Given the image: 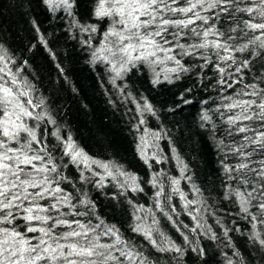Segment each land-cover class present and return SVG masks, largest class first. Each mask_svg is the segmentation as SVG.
Segmentation results:
<instances>
[{
    "label": "trees",
    "instance_id": "trees-1",
    "mask_svg": "<svg viewBox=\"0 0 264 264\" xmlns=\"http://www.w3.org/2000/svg\"><path fill=\"white\" fill-rule=\"evenodd\" d=\"M77 19L81 24L95 25L97 31H81L62 9L53 13L41 0H0V55L11 59L9 66L13 72L19 69L18 76L26 81L24 86L30 89L33 103L41 104L35 109L45 114L38 134L46 137L49 149L58 145L53 133L65 140L71 137L88 157L87 169L69 164L68 157H63L67 164L63 175L72 185L61 186L74 198L79 191L81 198L90 200L94 205L89 212L92 222L98 218L103 225L118 228L124 239L143 252L146 264H264V245L259 242L264 239L261 213L250 207V213L257 216L253 221L241 211L231 194L236 182L229 180L224 170L225 165L239 163V158L219 143L240 141L242 134L228 135L226 119L230 113L222 107L228 102L224 97L235 98L249 83L264 87L260 80L264 58L254 55L249 68L233 76L241 83L227 90L217 82L219 74L213 66L201 68L203 61L193 56L183 57L181 62L188 71L180 72L179 79L168 71L174 65L167 64L134 67L113 83L115 74L110 65L93 58V52L104 43L109 22L80 14ZM41 35L47 47L40 42ZM245 42L247 38L238 41ZM236 56L239 61L249 52ZM157 73L162 81L167 75L173 82L153 84ZM181 95L191 102L183 103ZM145 104L153 111L146 110ZM205 112L210 121L201 119ZM53 155L58 160L61 157L58 146ZM254 158L260 159L259 155ZM91 161L106 164L108 169ZM108 171L116 178L108 176ZM81 172L89 177L88 182H80ZM128 175L135 177V184H124ZM173 179H179V185L172 184ZM132 187L142 191H132ZM161 187L162 194L157 196ZM180 193L196 203L185 207ZM153 214L157 224H153ZM137 216L143 219L137 220ZM141 223L151 226L158 244L167 237L181 251L169 243L160 246L170 250H157L132 230ZM201 248L203 256L199 255Z\"/></svg>",
    "mask_w": 264,
    "mask_h": 264
},
{
    "label": "snow or ice",
    "instance_id": "snow-or-ice-1",
    "mask_svg": "<svg viewBox=\"0 0 264 264\" xmlns=\"http://www.w3.org/2000/svg\"><path fill=\"white\" fill-rule=\"evenodd\" d=\"M41 3L53 13L62 9L81 31L93 33L97 27L81 24L77 14L109 22L103 33L104 43L93 52V58L110 65L115 74L113 83L134 67L167 64L174 65L168 71L179 79L180 72L188 71L181 62L183 57L193 56L203 61L201 68L212 65L219 74L217 82L227 90L241 83L240 79L233 80V76L249 68L254 55L264 58V0H41ZM36 31L39 32L38 27ZM245 38L247 42L238 43ZM39 39L47 47L42 35ZM245 51L249 56L238 61L236 53ZM11 63L10 58L0 55V264H146L143 252L124 239L118 228L105 226L98 218L96 223L92 222L89 212L94 205L90 200L81 198L79 191L74 198L61 186L72 185L63 175L67 167L63 157H68L67 163L86 169L88 157L71 137L65 140L58 133H53L58 145L49 149L46 137L38 134L39 122L45 119V114L35 111L41 104L33 103L30 89L24 86L26 81L19 78V69L12 71ZM260 80L264 83V76ZM163 81L173 82L167 75ZM163 81L157 73L152 83ZM180 99L183 100V95ZM224 99L228 102L222 107L230 113L226 119L228 135L242 134L233 145L219 142L239 158V163L224 166L228 179L237 185L231 194L237 198L241 211L253 221L257 216L250 213V207H256L261 213L260 222L264 223V87L249 83L235 98ZM190 102L183 100L185 104ZM144 107L153 111L149 104ZM201 119L210 121L211 117L205 112ZM49 122L54 123L50 118ZM57 146L62 153L59 160L53 155ZM257 155L260 159L254 158ZM91 163L108 169L106 164ZM186 168L185 165L182 176ZM107 175L116 178L111 171ZM88 180L81 172L80 182ZM129 181L135 184V177L128 175L124 184ZM171 182L179 185L180 180ZM131 190L142 191L137 187ZM193 190L199 192L195 185ZM173 191L179 192V188ZM161 194L162 187L157 196ZM180 198L186 201L185 207L196 203L187 201L183 193ZM158 209L164 212L159 205ZM171 210L175 212L174 207ZM164 214L176 224L171 215ZM157 223L153 214V224ZM132 230L159 251L170 250L160 246L164 243L181 251L167 237L158 244L151 226L141 223ZM259 242L264 245V239ZM199 255L203 256L202 248Z\"/></svg>",
    "mask_w": 264,
    "mask_h": 264
}]
</instances>
